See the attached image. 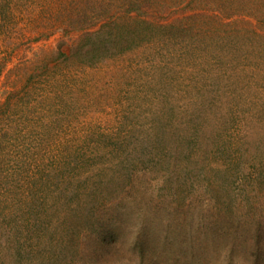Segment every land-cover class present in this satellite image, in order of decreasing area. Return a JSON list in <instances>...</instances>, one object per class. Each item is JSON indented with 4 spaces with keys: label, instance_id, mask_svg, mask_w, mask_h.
<instances>
[{
    "label": "rangeland",
    "instance_id": "obj_1",
    "mask_svg": "<svg viewBox=\"0 0 264 264\" xmlns=\"http://www.w3.org/2000/svg\"><path fill=\"white\" fill-rule=\"evenodd\" d=\"M48 1L0 0V264H264V0H147L90 66Z\"/></svg>",
    "mask_w": 264,
    "mask_h": 264
},
{
    "label": "trees",
    "instance_id": "obj_2",
    "mask_svg": "<svg viewBox=\"0 0 264 264\" xmlns=\"http://www.w3.org/2000/svg\"><path fill=\"white\" fill-rule=\"evenodd\" d=\"M83 2L85 6H83ZM147 0H49L48 7L60 6L56 20H63L59 26L48 31H39L42 38L62 33V43L69 51H59L54 57L62 58L60 63L76 61L86 66L99 64L106 59L138 46L144 39L157 34L158 23L145 10ZM51 16H55L53 13ZM55 21L54 23H57ZM143 40V41H142ZM45 58H49L48 54ZM4 68V67H3ZM0 70V76L3 74ZM106 234L116 236L117 231ZM105 237L104 239H107ZM116 238V237H115ZM114 238V239H115ZM116 241V240H115ZM114 241V242H115ZM114 247L112 243L111 248ZM144 251L143 246H138Z\"/></svg>",
    "mask_w": 264,
    "mask_h": 264
}]
</instances>
